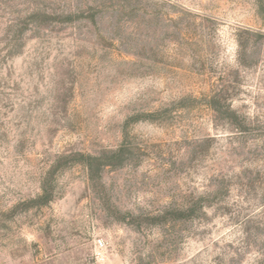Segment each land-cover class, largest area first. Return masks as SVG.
<instances>
[{
    "label": "rangeland",
    "instance_id": "rangeland-1",
    "mask_svg": "<svg viewBox=\"0 0 264 264\" xmlns=\"http://www.w3.org/2000/svg\"><path fill=\"white\" fill-rule=\"evenodd\" d=\"M260 2L0 0V264H264Z\"/></svg>",
    "mask_w": 264,
    "mask_h": 264
},
{
    "label": "trees",
    "instance_id": "trees-1",
    "mask_svg": "<svg viewBox=\"0 0 264 264\" xmlns=\"http://www.w3.org/2000/svg\"><path fill=\"white\" fill-rule=\"evenodd\" d=\"M260 11H261L262 15L264 16V0H261V2H260ZM121 151H123V149L118 150V152L115 154V157H120L122 155ZM86 166L90 170L91 176L94 175L96 169L98 170V168H96V166L91 161H88L86 163ZM99 168H100V166H99ZM42 189H43V192L40 195V199L48 200L49 199V191L47 190V187L43 185ZM190 211H192V210H190Z\"/></svg>",
    "mask_w": 264,
    "mask_h": 264
}]
</instances>
